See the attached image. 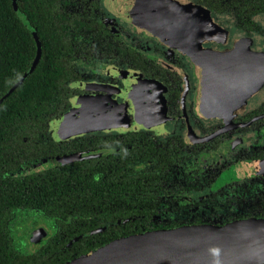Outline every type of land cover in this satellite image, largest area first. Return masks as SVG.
Masks as SVG:
<instances>
[{"label":"flooded vegetation","instance_id":"flooded-vegetation-1","mask_svg":"<svg viewBox=\"0 0 264 264\" xmlns=\"http://www.w3.org/2000/svg\"><path fill=\"white\" fill-rule=\"evenodd\" d=\"M49 5L52 17L45 0H0V183L22 180L0 203L15 246L64 264L147 232L264 220V72L246 77L264 57V0ZM60 27L65 81L44 83L45 34ZM35 100L47 121L14 139ZM71 112L87 126L59 122Z\"/></svg>","mask_w":264,"mask_h":264},{"label":"water","instance_id":"water-1","mask_svg":"<svg viewBox=\"0 0 264 264\" xmlns=\"http://www.w3.org/2000/svg\"><path fill=\"white\" fill-rule=\"evenodd\" d=\"M117 10V9H116ZM130 21L132 23L133 19ZM39 50L37 51V56ZM36 56V59H37ZM33 62L32 70L35 62ZM256 67L254 68L255 64ZM253 64L246 77L253 80L264 72V57ZM205 79L221 77L220 71L204 72ZM247 84V83H245ZM252 88L256 83H248ZM219 86L218 84H216ZM234 89V88H233ZM72 112L59 122L69 128H84L86 120L73 123ZM70 132L63 134L68 136ZM264 220L246 219L223 226H184L122 238L64 264H262Z\"/></svg>","mask_w":264,"mask_h":264},{"label":"trees","instance_id":"trees-1","mask_svg":"<svg viewBox=\"0 0 264 264\" xmlns=\"http://www.w3.org/2000/svg\"><path fill=\"white\" fill-rule=\"evenodd\" d=\"M51 1L52 0H45V4L47 5L48 3V9L45 11V15L49 17H52V7L49 5ZM64 16L65 15L61 10V21L63 20ZM62 29L63 27H60V32L59 29H56L50 35L47 33L45 34V40L42 46L45 57V63L43 64L44 83H64L65 81V63H67L68 60L64 54H66V51L70 45V41ZM54 48L57 49L58 52L53 53L52 49ZM39 67L40 66H38V68ZM38 68L36 66L34 69V75L36 74ZM31 76L32 75H30V77ZM66 106L67 103L65 101V97L61 96L60 110L63 111ZM40 107L41 104L38 103L37 100L30 102L28 104V115L25 116L26 118L12 120V137L14 139H21L23 136L29 137V134L33 130L42 128L41 124L47 120L41 116L39 110ZM14 130L16 132H14ZM21 181L22 180L20 178L12 179V181H10L11 190L10 184H8V182L6 183V188L4 184L0 183V200L4 203L8 202V200L11 198V196H9L10 193L12 194V198H14V194L15 197H18L16 194H21ZM2 202L0 203V264H56L57 257L53 255L54 249L51 247H42L36 252H25L15 246V244L12 242V230L6 223L7 219L10 218V215L6 213L4 208L5 205Z\"/></svg>","mask_w":264,"mask_h":264},{"label":"rangeland","instance_id":"rangeland-1","mask_svg":"<svg viewBox=\"0 0 264 264\" xmlns=\"http://www.w3.org/2000/svg\"><path fill=\"white\" fill-rule=\"evenodd\" d=\"M152 31V29H150Z\"/></svg>","mask_w":264,"mask_h":264}]
</instances>
